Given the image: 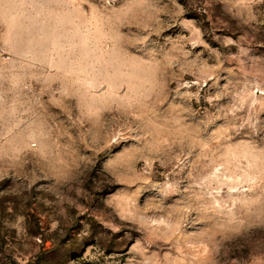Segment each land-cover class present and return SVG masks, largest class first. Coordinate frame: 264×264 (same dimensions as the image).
Returning <instances> with one entry per match:
<instances>
[{
  "label": "rangeland",
  "instance_id": "obj_1",
  "mask_svg": "<svg viewBox=\"0 0 264 264\" xmlns=\"http://www.w3.org/2000/svg\"><path fill=\"white\" fill-rule=\"evenodd\" d=\"M0 264H264V0H0Z\"/></svg>",
  "mask_w": 264,
  "mask_h": 264
}]
</instances>
